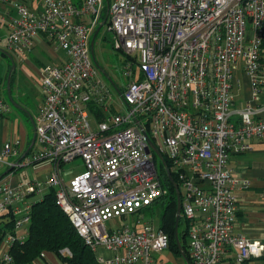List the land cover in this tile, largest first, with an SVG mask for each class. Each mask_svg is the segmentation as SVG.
I'll return each instance as SVG.
<instances>
[{
	"label": "built area",
	"instance_id": "obj_1",
	"mask_svg": "<svg viewBox=\"0 0 264 264\" xmlns=\"http://www.w3.org/2000/svg\"><path fill=\"white\" fill-rule=\"evenodd\" d=\"M0 10L6 50L29 51L45 38L65 55L40 69L35 148L19 158L16 140L0 145V167L9 170L0 179V264H11V246L26 238L34 203L28 199H42L48 189L98 264H153L168 238L143 211L165 191L141 132L176 179L189 263L219 264L227 251L231 264L260 257L259 244L231 232L233 189L244 182L227 162L264 145V0H0ZM99 25L131 60L124 73L130 82L119 93L123 113L103 114L108 93L89 57ZM237 68L253 105H235ZM89 105L104 117L95 134L86 122ZM6 110L0 99V114ZM74 159L82 172L66 184L60 166ZM42 165L49 172L36 180L34 169ZM21 168L25 174L10 184L11 172Z\"/></svg>",
	"mask_w": 264,
	"mask_h": 264
},
{
	"label": "crops",
	"instance_id": "obj_2",
	"mask_svg": "<svg viewBox=\"0 0 264 264\" xmlns=\"http://www.w3.org/2000/svg\"><path fill=\"white\" fill-rule=\"evenodd\" d=\"M71 1L76 2L77 0ZM33 6L38 7V4L33 2ZM6 9L10 17L15 16L13 9ZM1 12L0 10V14ZM5 33L6 26H1L0 36ZM64 58V53L61 50H55L45 38H36L29 51H8L3 45H0V91L3 86L6 91L5 100L2 98L1 92L0 99L7 106V110L0 114V145L16 140L20 153L19 158L23 154L24 156L29 154L35 148L34 139L31 144L34 137L33 127L43 99L40 90V69L45 65H59ZM261 99L264 102V97ZM256 145L263 144H253L257 147ZM26 150L28 151L25 154ZM263 155L264 150L254 148L250 152L230 156L227 162V168L232 177L239 183L244 182V187L238 184L233 189L235 222L231 232L259 244L262 247L260 257L264 256V163L261 159ZM17 160L18 158L10 159L12 162ZM45 167L47 168V166ZM41 169L39 167L34 169V178L36 170ZM6 170L7 168H4V172ZM18 170L11 172V177L8 178L10 184L17 181L14 179V174ZM2 174H0V179L5 176ZM45 255L52 257L53 264H59L53 255L43 253L42 257ZM231 255L232 252H225L219 264H231ZM152 258L153 262L159 261L163 264H187L181 257L176 258L171 254H169L168 262L165 263L161 259L154 258V254ZM258 258H252L244 264H261Z\"/></svg>",
	"mask_w": 264,
	"mask_h": 264
},
{
	"label": "trees",
	"instance_id": "obj_3",
	"mask_svg": "<svg viewBox=\"0 0 264 264\" xmlns=\"http://www.w3.org/2000/svg\"><path fill=\"white\" fill-rule=\"evenodd\" d=\"M77 2L78 0L74 3ZM103 17H101V20H103ZM88 111L97 121L104 120L102 113H100V110L96 106L89 105ZM163 163L164 168L159 163V169L157 171L160 186L165 191V194L156 202V205L162 208L159 229L168 238L166 250L173 257L180 258V252L173 238L176 210L175 194L165 171L168 168L167 161L163 159ZM169 177L176 184V179L173 174L170 173ZM179 227L180 231L178 232ZM184 227L185 222L179 217L177 240L179 248L183 253L182 259L187 264H190L187 258V239ZM63 249H66L70 256L60 254L59 252ZM43 253L53 255L59 264H98L94 253L83 244L81 239L75 234L65 215L54 204L51 189H48L44 193L42 199L32 203L26 238L22 243L13 244L9 250L11 264H31L35 259H43ZM258 259L261 264H264V256ZM153 264L163 263L157 261L153 262Z\"/></svg>",
	"mask_w": 264,
	"mask_h": 264
},
{
	"label": "rangeland",
	"instance_id": "obj_4",
	"mask_svg": "<svg viewBox=\"0 0 264 264\" xmlns=\"http://www.w3.org/2000/svg\"><path fill=\"white\" fill-rule=\"evenodd\" d=\"M104 6V2H103ZM1 29V28H0ZM92 65L96 71V79L100 81L105 87L108 98H106V106L109 108V112L103 113L104 115H109L113 113H123L125 107L122 105L119 99V93L124 89V87L130 82V79L125 77V67L129 66L131 60L120 50L114 47V37L113 35L106 31L105 25L101 26L96 33L92 48L91 54L89 55ZM4 62V60H3ZM233 81H238V87H234V101L235 104H249L253 105L256 102L250 100L248 83L244 75L240 73L239 68L235 70L232 75ZM1 96L4 99L6 91L5 87L1 88ZM264 93V91L262 92ZM5 100V99H4ZM86 122L89 126V131L93 134L97 133V120L92 116L88 115ZM254 148H259L264 150V145H256ZM255 158V157H253ZM258 159L260 157H257ZM264 163V155L261 157ZM156 170L159 169V161L155 158L154 160ZM41 170H36L35 178L36 180H43L44 176L48 174L49 169L42 165ZM25 168H21L14 174L15 180H20L22 175L25 174ZM4 172V168L0 167V174ZM82 172V163L79 159H74L69 163L63 164L60 166V174L64 183H68L70 179ZM29 173V172H28ZM46 191L42 192V195ZM41 196H33L28 199L30 203L39 201ZM162 213L161 206L153 205L150 210L143 211V219L145 221H152L154 228H157L159 225L160 215ZM180 231V227L178 232ZM97 255L102 257H107L108 253L103 250H97ZM153 256V255H152ZM52 257L49 255L43 256V259H35L31 264H53ZM154 258L161 259L164 263L169 260V252L167 250L161 251L157 254H154ZM258 264V263H257Z\"/></svg>",
	"mask_w": 264,
	"mask_h": 264
},
{
	"label": "water",
	"instance_id": "obj_5",
	"mask_svg": "<svg viewBox=\"0 0 264 264\" xmlns=\"http://www.w3.org/2000/svg\"><path fill=\"white\" fill-rule=\"evenodd\" d=\"M101 27V25H99L91 39H90V42H89V48H90V54H91V48H92V43H93V38L95 36V34L98 32L99 28ZM11 69H12V66H11ZM142 136L144 137L145 139V142H146V149H145V152L148 153V150H151L153 152V154L155 155V157L157 158V160L159 161V163L163 166L164 168V163H163V160H162V157L161 155L157 152V150L155 149V147L151 144L150 140L147 138L146 134L141 132ZM33 139L34 137L32 138V141H31V144L33 142ZM28 150L25 151V154L27 153ZM24 156V154H23ZM8 172V170H6L2 175H5L6 173ZM1 178V176H0ZM167 178L169 180V183L171 184L172 188H173V191H174V194H175V203H176V210H175V216H174V226H173V238H174V242L180 252V256L181 258H183V253L181 252L180 248H179V243H178V240H177V225H178V221H179V196H178V191H177V187H176V184L171 180V178L169 177V175L167 174Z\"/></svg>",
	"mask_w": 264,
	"mask_h": 264
}]
</instances>
